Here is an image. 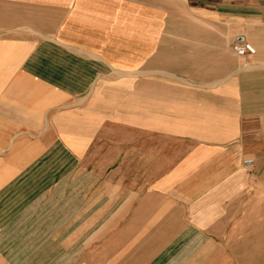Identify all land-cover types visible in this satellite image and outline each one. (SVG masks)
I'll return each mask as SVG.
<instances>
[{
    "label": "crops",
    "instance_id": "obj_1",
    "mask_svg": "<svg viewBox=\"0 0 264 264\" xmlns=\"http://www.w3.org/2000/svg\"><path fill=\"white\" fill-rule=\"evenodd\" d=\"M0 244L264 264V0H0Z\"/></svg>",
    "mask_w": 264,
    "mask_h": 264
},
{
    "label": "built area",
    "instance_id": "obj_2",
    "mask_svg": "<svg viewBox=\"0 0 264 264\" xmlns=\"http://www.w3.org/2000/svg\"><path fill=\"white\" fill-rule=\"evenodd\" d=\"M232 48H233L234 52L240 57H244V56H247L250 54H254L256 52L255 46L251 42H249L248 40L243 39V38H237L234 41ZM253 162H254L253 158L244 159V164L246 166L252 165Z\"/></svg>",
    "mask_w": 264,
    "mask_h": 264
},
{
    "label": "rangeland",
    "instance_id": "obj_3",
    "mask_svg": "<svg viewBox=\"0 0 264 264\" xmlns=\"http://www.w3.org/2000/svg\"><path fill=\"white\" fill-rule=\"evenodd\" d=\"M233 57H234V59H235L236 61H238V60H239V56H238L237 54H236V55L234 54V56H233ZM2 245H3V244H0V246H2ZM0 260H1V258H0Z\"/></svg>",
    "mask_w": 264,
    "mask_h": 264
}]
</instances>
